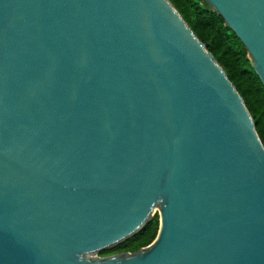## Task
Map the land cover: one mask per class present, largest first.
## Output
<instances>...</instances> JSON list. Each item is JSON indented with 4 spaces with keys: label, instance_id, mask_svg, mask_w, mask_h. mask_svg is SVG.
Listing matches in <instances>:
<instances>
[{
    "label": "water",
    "instance_id": "water-1",
    "mask_svg": "<svg viewBox=\"0 0 264 264\" xmlns=\"http://www.w3.org/2000/svg\"><path fill=\"white\" fill-rule=\"evenodd\" d=\"M204 1L264 86V0ZM0 264H264V146L169 0H0Z\"/></svg>",
    "mask_w": 264,
    "mask_h": 264
},
{
    "label": "trees",
    "instance_id": "trees-1",
    "mask_svg": "<svg viewBox=\"0 0 264 264\" xmlns=\"http://www.w3.org/2000/svg\"><path fill=\"white\" fill-rule=\"evenodd\" d=\"M169 1L225 70L243 98L264 146V86L251 65L243 43L204 0ZM158 225L157 219L152 220L135 234L130 245L131 253L153 242Z\"/></svg>",
    "mask_w": 264,
    "mask_h": 264
},
{
    "label": "rangeland",
    "instance_id": "rangeland-1",
    "mask_svg": "<svg viewBox=\"0 0 264 264\" xmlns=\"http://www.w3.org/2000/svg\"><path fill=\"white\" fill-rule=\"evenodd\" d=\"M155 219H157V221L159 223V208H158V206H155L153 214H152V216L148 222L155 220ZM134 236H135V234L126 238L125 240H122V241L112 245V246L101 249L98 252H95L94 256L104 258V257H109V256L121 254V253H131L130 245L132 243Z\"/></svg>",
    "mask_w": 264,
    "mask_h": 264
}]
</instances>
